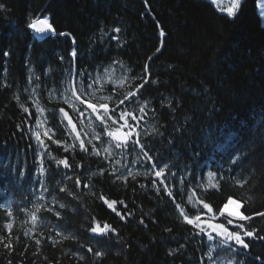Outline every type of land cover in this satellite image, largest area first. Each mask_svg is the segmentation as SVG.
I'll use <instances>...</instances> for the list:
<instances>
[{
	"label": "trees",
	"instance_id": "16d2710c",
	"mask_svg": "<svg viewBox=\"0 0 264 264\" xmlns=\"http://www.w3.org/2000/svg\"><path fill=\"white\" fill-rule=\"evenodd\" d=\"M0 4L4 5L0 11V236H6L4 225L11 222L13 236L20 237L13 241L11 256L0 244V264H8L9 259L12 264H200L214 243L206 237L190 238V226L183 223L163 191L157 196L151 177H130L125 184L108 171L101 176V168L111 170L101 158L78 149L65 152L43 136L51 127L56 131L54 139L72 142L58 109L65 107L74 118L75 114L55 92L51 98L48 93L63 88L73 49L77 69L111 70V62L118 59L132 74L140 75L148 64L151 79L157 83L150 80L141 90V103L148 101L147 131L153 126L159 131L142 136V141L150 154H158V163H167L170 171L184 176L183 192L177 180L169 179L176 186L177 203L189 215L195 209L187 201V190L197 185V196L217 213L216 222L229 230L237 229L227 224L230 217L225 213L219 215L228 197L246 201L243 211L247 215L264 211V25L256 0H244L235 18L220 13L208 0H0ZM44 16L57 34L38 38L27 24ZM114 27L121 29L118 40L112 39L117 35ZM60 32L70 35L60 36ZM115 71L119 75L118 65ZM111 87L106 85L104 94H111ZM33 97L46 109L33 131H40L47 152L27 131H17L26 116L21 104L35 110ZM102 143L109 141L103 137ZM49 152L56 159L67 158L72 168L57 165L49 159ZM127 162L133 167L132 157ZM135 170L143 169L137 164ZM77 176L79 188L75 186ZM244 179L248 183L240 188L236 181ZM41 181L47 192L39 187ZM61 187L66 191L59 192ZM41 192L43 201L36 199ZM101 195L115 201L112 208ZM53 197L54 211L42 208L33 228L30 213L35 211L34 204L52 208ZM61 203L64 208L59 207ZM9 210L13 217L7 216ZM54 212L60 213L59 219ZM93 218L101 227L110 224L118 235L90 233ZM242 223L248 230L256 228L258 236L264 235V217ZM56 230L62 234L56 236ZM35 238L42 239L40 246ZM246 242L249 249H241L243 255L235 259L264 264V240L246 238ZM180 244L185 248L168 255ZM97 251L104 255L96 258ZM204 264H209L207 259ZM223 264H228L226 259Z\"/></svg>",
	"mask_w": 264,
	"mask_h": 264
},
{
	"label": "snow or ice",
	"instance_id": "6c2138e0",
	"mask_svg": "<svg viewBox=\"0 0 264 264\" xmlns=\"http://www.w3.org/2000/svg\"><path fill=\"white\" fill-rule=\"evenodd\" d=\"M215 4L216 0H212ZM244 0H231V5L227 9V15L230 18H235L240 8L242 7ZM4 10V5L0 4V11ZM28 29L32 30L35 34L41 36L51 34L56 35V29L49 22L46 17H34L30 23L27 24ZM113 32L117 35L113 36L112 39L118 40V34L121 32L119 27H114ZM60 36H68L70 33L60 32ZM160 37L165 35L163 29L159 32ZM73 43L75 41L73 40ZM157 53L161 51L160 47L155 50ZM5 56L9 55L8 52L4 53ZM72 57V67L67 71L65 77V84L62 89H53L48 93L49 97L55 96L59 98L63 105H66L68 109H71L75 114V118L69 115V112L65 107H60L58 113L60 114V121H66L64 125L65 133L68 134L69 139L72 141L71 144L67 141H62L59 139H54L56 135L55 129L47 127L43 132V136L51 140L52 143L63 147L65 152H75L77 149L88 155H95L101 158L106 164L109 165L110 169L101 168L99 174L104 175L105 171L109 172V175L114 177L115 180H123L125 184L131 177L133 180L137 176L143 175L145 179L151 177L152 188L155 189L157 196L163 191L164 195L167 196L173 204H175L176 210L179 212V217L182 218L183 223L190 226V238L193 237H206L209 242L214 241V243L209 244V251L205 256L201 257L200 264H204V260L207 259L209 264H223L226 259L228 264H243V261H238L235 257L243 255L240 251L248 250L249 243L246 242V238H252L256 240H264V235L258 236L257 229L252 228L248 230L245 223L246 221H251L254 216L264 217V211L254 213L253 215H247L243 211L246 201L235 199L233 197H228L227 202L224 204L223 208H228L230 205L235 206V211L229 212L227 215L230 217L227 219V224L231 225L233 229L229 230L224 223H217V213L213 212V208L206 202H204L199 196H197L196 187L189 188L187 201L195 209L194 215H189L185 211V208L177 203L176 196L174 195L175 184L169 179V177L174 178L181 185L180 191L183 192V185L185 178L183 175H178L176 171H170L169 165L167 163H158V154H150V148L142 141V136L147 137L152 135L153 132H158L159 130L153 126L151 131H147V120L149 117L148 101L145 100L141 103V97L143 93L142 89L150 83L156 84L155 79H151V73L149 72V66L145 63L143 67V72L140 75L132 74V69L123 64L120 60L114 59L112 64V69H104L102 71L92 72L87 69H77L75 66V59L77 53L75 49L70 53ZM63 60V57H60ZM149 61L152 59L151 56L147 58ZM119 66L120 73L116 75L115 66ZM39 79V78H37ZM118 81V83H117ZM138 81V82H137ZM29 83H31L29 81ZM111 84V94H104L108 91L106 85ZM40 85L37 84L35 88H39ZM127 88V91L119 92V89ZM33 88V92L35 91ZM25 91H28L25 89ZM19 100V97H17ZM31 103L35 104V110H30L29 106L21 104V109L24 114H26L24 120L21 124H18L17 131L21 133L28 132L30 138L34 137L35 142L39 144L44 151H48V147L44 142L39 130L33 131L34 127L38 128L40 124V116L46 112L44 107H41L38 98L33 97ZM152 114H155V109H151ZM34 122V123H33ZM77 124L80 126V130H77ZM144 125V127H142ZM99 127L101 131H96ZM162 136L163 133H160ZM106 137L109 143H102V138ZM49 159L55 160L57 165H62L65 169H71L72 165L68 163V159H56L49 152ZM132 157L133 167H129L128 158ZM238 159V157H237ZM236 159L232 160L235 164ZM139 164L141 170H135L134 166ZM147 164L149 167L144 168ZM119 166V167H117ZM76 167H82L81 165H76ZM43 170V164H41ZM123 169V170H122ZM67 179L71 180L72 176H68ZM223 179V177H221ZM237 185L243 188L248 180H237ZM81 185V180L79 176L75 179V186L79 188ZM39 187L44 188L43 181L40 182ZM85 188L89 185L84 184ZM140 187H146V185H140ZM218 188V185L216 186ZM48 189L44 188V192ZM66 188H59V192H65ZM75 198L74 193L68 192ZM36 199L41 201L45 200L44 193L41 192ZM100 199L108 205L109 208L113 207L115 201H109L103 195ZM123 204V201H120ZM53 207L48 208L45 204H34L35 211L30 213L31 222L33 228L37 227L38 213L42 208L45 211H54L56 200L53 197L52 200ZM202 205V208L199 206ZM60 208H64L63 203L59 204ZM127 207V205H125ZM223 208L219 210V215H223ZM115 210V209H113ZM21 212H28V209L21 208ZM57 219L60 218L59 212H54ZM211 214V215H209ZM121 220H125V215L117 212ZM127 215H131L128 213ZM8 217H13V212L9 210L7 212ZM95 221V218H93ZM140 224H144V219H140ZM43 223V220H40ZM155 223V220H153ZM6 236H0V244H3L4 250L11 256L15 251V244L13 241H19V236H13L12 228L13 224L7 222L4 225ZM88 231L96 235H105L108 232L117 234L116 229L110 224L105 222L103 227H101L98 221H95L92 226L88 228ZM165 231L171 232V228H166ZM56 236H60L62 233L59 230L55 232ZM29 233L26 232L25 236ZM33 238L36 233H32ZM43 237V233H40ZM65 239L68 237L65 236ZM42 243L41 238H35V244L40 246ZM58 243V242H54ZM185 248L184 244H180L179 248L174 249L168 253V255H176L179 251ZM27 250V246H25ZM87 252L92 253V247L87 248ZM35 255V253H34ZM96 258L102 257L104 254L100 251L94 253ZM84 259V257H80ZM259 259V257H257ZM8 264H12V260H8Z\"/></svg>",
	"mask_w": 264,
	"mask_h": 264
},
{
	"label": "rangeland",
	"instance_id": "374dc122",
	"mask_svg": "<svg viewBox=\"0 0 264 264\" xmlns=\"http://www.w3.org/2000/svg\"><path fill=\"white\" fill-rule=\"evenodd\" d=\"M213 6L222 14L227 15V9L231 5V0H216L214 4L212 0H208ZM256 11L259 15L261 24L264 25V0H256ZM235 211V206L230 205L228 208H224V213L227 215L229 212ZM228 216V215H227Z\"/></svg>",
	"mask_w": 264,
	"mask_h": 264
},
{
	"label": "bare ground",
	"instance_id": "6f19581e",
	"mask_svg": "<svg viewBox=\"0 0 264 264\" xmlns=\"http://www.w3.org/2000/svg\"><path fill=\"white\" fill-rule=\"evenodd\" d=\"M37 36H39V37H42L41 35H39V34H36Z\"/></svg>",
	"mask_w": 264,
	"mask_h": 264
}]
</instances>
